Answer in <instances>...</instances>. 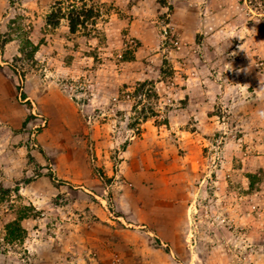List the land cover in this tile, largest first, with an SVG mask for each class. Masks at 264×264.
<instances>
[{
	"label": "rangeland",
	"instance_id": "1",
	"mask_svg": "<svg viewBox=\"0 0 264 264\" xmlns=\"http://www.w3.org/2000/svg\"><path fill=\"white\" fill-rule=\"evenodd\" d=\"M0 264H264V0H0Z\"/></svg>",
	"mask_w": 264,
	"mask_h": 264
},
{
	"label": "trees",
	"instance_id": "2",
	"mask_svg": "<svg viewBox=\"0 0 264 264\" xmlns=\"http://www.w3.org/2000/svg\"><path fill=\"white\" fill-rule=\"evenodd\" d=\"M97 13L94 8H87L86 5L78 8L71 6V9H68L66 13L60 5V7L52 10L47 18V23L50 26L57 27L61 20H67L70 32L75 33L78 28L86 27L89 22H93L95 18H98Z\"/></svg>",
	"mask_w": 264,
	"mask_h": 264
}]
</instances>
